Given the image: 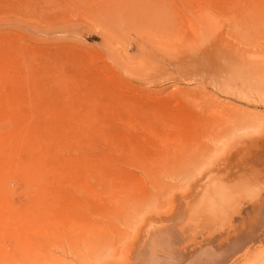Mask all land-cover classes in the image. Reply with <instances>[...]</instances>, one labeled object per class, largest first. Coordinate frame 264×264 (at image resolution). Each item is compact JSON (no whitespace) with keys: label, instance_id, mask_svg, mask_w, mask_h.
Returning a JSON list of instances; mask_svg holds the SVG:
<instances>
[{"label":"rangeland","instance_id":"374dc122","mask_svg":"<svg viewBox=\"0 0 264 264\" xmlns=\"http://www.w3.org/2000/svg\"><path fill=\"white\" fill-rule=\"evenodd\" d=\"M250 1L0 0V264H264Z\"/></svg>","mask_w":264,"mask_h":264},{"label":"bare ground","instance_id":"6f19581e","mask_svg":"<svg viewBox=\"0 0 264 264\" xmlns=\"http://www.w3.org/2000/svg\"><path fill=\"white\" fill-rule=\"evenodd\" d=\"M263 2L262 3H264V0H262ZM225 2V1H224ZM236 2V1H235ZM251 3L253 2L254 3V1L252 0V1H250ZM249 2V3H250ZM258 4L257 5H259L260 6V9L264 6V4H263V6L261 7V2H259V0H257L256 1ZM248 3V4H249ZM232 4V3H231ZM255 5H254V9L253 10H255L256 9V3H254ZM234 5V4H233ZM238 5V4H237ZM252 5V4H251ZM249 6V5H248ZM258 6V7H259ZM240 7V6H239ZM252 8H253V6H252ZM251 10V9H250ZM257 10V9H256ZM259 10V9H258ZM257 10V11H258ZM140 11V10H139ZM260 11H263L264 12V10L262 9V10H260ZM144 12V11H143ZM146 12V11H145ZM152 12V11H151ZM150 12V13H151ZM248 13V12H247ZM250 13H252V14H254L253 13V11H250ZM135 14V13H134ZM256 14H257V12H256ZM261 14H263V13H259L258 12V15H259V17H260V15ZM138 15V14H137ZM141 15V14H140ZM153 15V14H152ZM160 15V14H159ZM245 15H247V14H245ZM244 15V16H245ZM251 15V14H250ZM255 15V14H254ZM258 15H257V17H258ZM142 16H143V14H142ZM243 16V17H244ZM144 17H145V15H144ZM254 17V16H253ZM252 16H251V19L253 18ZM257 17H255V18H257ZM153 18V17H152ZM255 18H253V20H255ZM262 18V15H261V17H260V19ZM264 18V17H263ZM262 18V19H263ZM142 19H145V18H142ZM151 19V18H150ZM244 19V18H243ZM138 20V19H137ZM146 20V19H145ZM246 20V19H245ZM250 20V19H249ZM136 21V20H135ZM148 20H146V22H147ZM257 21H259V19L258 20H256V22ZM260 21H262V20H260ZM144 22V21H143ZM146 22H144V23H146ZM153 22V21H152ZM244 22H246V21H244ZM254 22V21H253ZM262 22H264V21H262ZM143 23V24H144ZM148 23V22H147ZM138 24H139V21H138ZM141 24H142V20H141ZM140 24V25H141ZM154 24V23H153ZM251 24V23H250ZM255 24H259V22H257V23H255ZM260 25H261V23H260ZM259 25V26H260ZM238 26V25H237ZM256 26V25H255ZM258 26V25H257ZM263 26V28H264V25H262ZM139 27V26H138ZM147 27V26H146ZM152 27V26H151ZM241 27V26H240ZM261 27V26H260ZM140 28H145V27H142V25H141V27ZM142 29V30H143ZM152 29V28H151ZM147 30V29H146ZM153 30V29H152ZM257 30H258V28H257ZM256 30V32L255 33H253V34H256L258 31ZM260 31V30H259ZM262 31H260V33H261ZM264 33V32H263ZM262 33V34H263ZM259 35V34H258ZM253 36V35H252ZM263 36V35H262ZM261 76H264V75H261ZM257 77V76H256ZM257 78H259V77H257ZM257 82V81H256ZM263 84V83H262ZM260 92V91H259ZM231 140V139H230ZM244 228H245V226H243ZM242 231L244 230V229H241ZM241 230H239V231H241ZM240 232L241 234H240V236H238L239 238V240L240 241H243V240H246L247 238H245L246 237V235H247V233L248 232H250V231H245V232ZM250 234V233H249ZM243 236V237H242ZM253 235H251V237H252ZM134 237V236H133ZM242 237V238H241ZM144 238H145V236H144ZM237 239V238H236ZM237 239V240H238ZM143 240V239H142ZM247 240H249V239H247ZM246 240V241H247ZM253 240V239H252ZM221 242V241H220ZM233 243L232 244H230V247H228V248H226V247H224V248H222V249H224V250H222L221 252H219V254L218 255H213V253H212V255H211V250L212 251H214L211 247H208V248H206V249H204V248H202L201 249V251H198V249H196L197 251L196 252H192V254L191 255H188V257H189V259L187 260V261H185V259H180V258H177L178 260H174L175 258H172V260H174L173 261V263H169L168 261H166L165 260V262L166 263H164V264H190V263H192V262H188V261H193L194 263L193 264H206V263H211L213 260H215L216 261V259H214V258H216L217 256H219V255H221V254H223V253H225L226 252V250L227 251H229L230 253L227 255V256H232L233 255V257H236V258H234L233 259V261L231 262L230 261V263H227V264H236L237 263V261H240L243 257L246 259V257H249L250 256V254L248 253V251H250V248L249 249H247V250H245L243 253H238L240 250H242L243 249V247H242V249H238V248H241V247H235V245L236 244H238V245H240V243H238V241H235V240H233L232 241ZM244 242V241H243ZM247 242H249V241H247ZM138 243H139V241H138ZM261 244H262V242H260ZM129 244H131V243H129ZM246 244V243H245ZM251 244V243H250ZM253 244V243H252ZM251 244V245H252ZM138 245V244H137ZM203 245V244H202ZM205 245V244H204ZM131 246V245H130ZM135 246V245H134ZM199 246V245H198ZM210 246H212V245H210ZM242 246H244L245 247V245L243 244ZM201 247H204V246H201ZM200 247V248H201ZM248 247H249V245H248ZM247 247V244H246V248H248ZM251 247V246H250ZM136 248H137V246H136ZM210 248H211V250H210ZM127 249V248H126ZM195 249V248H194ZM191 251V250H190ZM232 252H233V254H232ZM252 252V251H251ZM138 254H137V256L134 254V256H136L135 257V262H133V264H146L147 262H149V261H151V260H148L149 258H147V256L145 255V251L142 253H140V251H138L137 252ZM140 253V254H139ZM215 253V252H214ZM218 253V252H217ZM188 254V253H187ZM148 255H149V253H148ZM151 255V254H150ZM182 255H184V254H182ZM186 255V254H185ZM211 255V256H210ZM224 255V254H223ZM249 255V256H248ZM166 256V255H165ZM149 257V256H148ZM167 257V256H166ZM165 258V257H164ZM163 258V259H164ZM187 258V257H186ZM232 258V257H231ZM230 258V259H231ZM154 259V258H153ZM155 259H156V257H155ZM158 259V258H157ZM180 259V260H179ZM219 259V258H218ZM159 260H160V258H159ZM171 260V259H170ZM153 261V260H152ZM214 261V262H215ZM155 262H157V261H155L154 260V263ZM159 262V261H158ZM161 262V261H160ZM172 262V261H171ZM229 262V261H228ZM127 263H130V262H127ZM163 263H160V264H163ZM217 263H219L218 261H217ZM221 263V262H220ZM219 263V264H220ZM223 263V262H222ZM131 264V263H130ZM149 264H151V262L149 263ZM153 264V263H152ZM157 264V263H156ZM226 264V263H225Z\"/></svg>","mask_w":264,"mask_h":264}]
</instances>
